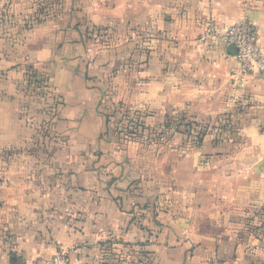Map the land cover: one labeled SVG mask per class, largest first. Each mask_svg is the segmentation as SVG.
<instances>
[{"label": "crops", "instance_id": "1", "mask_svg": "<svg viewBox=\"0 0 264 264\" xmlns=\"http://www.w3.org/2000/svg\"><path fill=\"white\" fill-rule=\"evenodd\" d=\"M117 3L121 5L110 9L114 16H106L123 36V50L133 43L130 30L145 29L155 21L153 12L164 18L161 28L169 33L155 38L161 46L149 53L151 66H142L146 74H154L164 93L181 90L175 84L176 71H206L194 73L204 79L200 84L186 87L199 99L191 108L213 115L234 105V96L242 94L231 78L234 71L220 69L225 60L214 66V73L208 60L195 66L196 39L201 28L214 22L225 27L251 18L264 29V8L254 9L252 0ZM16 34H4L0 27V264H43L60 250L70 252L71 264H264V249H253L242 239L245 213L252 205L264 206V133L251 129L254 146L236 147L224 156L225 162L234 157L233 167L227 169L233 170V181L226 186L206 183L190 195L214 210L225 204L224 220L212 219L217 214L210 218L214 227L182 231L187 225L179 216L171 223L163 211L155 218L143 216L140 207L150 194L133 184L141 181V171L135 173L124 162L121 137L106 131V114L100 110V85L119 68L122 49L96 47L90 52L80 32L60 21L39 24L24 36ZM27 66L49 77L63 101L54 142L47 150L31 148L47 116L44 101L30 100L21 88ZM252 88L260 92L259 84ZM184 189L188 193L193 186ZM232 217L238 221L236 228L227 222Z\"/></svg>", "mask_w": 264, "mask_h": 264}, {"label": "rangeland", "instance_id": "2", "mask_svg": "<svg viewBox=\"0 0 264 264\" xmlns=\"http://www.w3.org/2000/svg\"><path fill=\"white\" fill-rule=\"evenodd\" d=\"M257 1L252 0L253 8H264L263 0ZM0 2L2 3L0 13L13 14L14 20L39 17L37 25L47 21H60L67 24L69 29L78 30L84 44L90 47V52H92L91 48L122 49L125 45L122 43L123 36L117 34L118 30L107 22V14L111 13L114 16L110 12L111 6L121 5L117 0H0ZM41 8H44V11L40 14ZM153 13L156 19L148 23L147 28L129 31V42L133 41L131 47L119 50L123 54L119 68L100 85V110L106 114L108 122L106 131L121 137L118 144L124 150L122 154L124 162L135 173L141 171V181L134 182V187L139 189L144 187L149 191L150 195H147L149 199L146 203L150 207L157 208V215L162 211L168 213L169 223L172 218L176 219L179 216L178 219H182L187 225L182 231L206 224H210L212 228L215 224L210 220L211 216L217 214V217L212 219L226 218H222L227 211L224 209L225 204H218L219 210H214L213 205L197 203L196 198L190 195L193 191H200L206 183L226 186L233 181L235 178L231 174L233 170L227 169L233 167L234 157L232 162H225L224 156L236 147L252 148L254 145L251 140V129L254 131L255 128L258 132L264 133V29L259 28L251 18L225 27H219L214 22L201 28L196 39L195 49H198L199 57L196 55L195 66L208 60L214 73V66L225 60L226 65L220 66V69L224 67L234 71L231 78L242 89L240 96H234V99H237L231 107L214 110L213 115L202 114L197 109L191 108V104L199 100L196 97L197 92L186 87L200 84L204 79L194 73L206 71L191 73L176 71L178 80L176 79L175 84L176 87L179 85L181 90L175 89L170 95L164 93L165 91L155 83L154 74L149 76L142 67L145 63L148 67L151 66L149 53L155 46H161L154 42L155 38L169 33L168 30L161 28L160 22L164 19L162 15ZM166 20L169 22L167 18ZM115 26L118 28L119 24ZM233 28L240 30L246 41H251L250 37L254 36V41L229 43L228 40H224V36ZM114 38H119L117 42L119 44H111ZM126 45L129 46V43ZM231 45L234 46L233 51L228 50ZM230 58L233 59V63L228 61ZM28 67L32 71H37L32 66ZM246 83L248 87L245 86ZM257 84L260 85V92L252 88ZM26 85L25 83L21 85L25 96L30 100L44 101L42 103L45 104L47 122L52 116L50 111L53 109L54 95H50L49 99L39 97L38 92L33 86H29L27 81ZM184 104L190 107H183ZM42 124L37 131L43 129ZM54 125L48 137L43 143L40 142V147L37 145L34 149L47 150L51 147L55 138ZM203 132L206 134L203 135ZM38 136L40 137L39 132ZM199 137H203V142L198 144ZM263 143H260V146ZM261 158L263 160L260 163L264 164L262 150H260ZM143 171L147 176L143 177ZM188 186H193V189L187 193L184 188ZM258 209H261L260 213ZM245 216L242 230L246 234L242 239L254 246L250 248L264 249V206L261 208L250 206ZM232 218L231 223L230 219L227 222L236 228L238 221ZM250 233L255 236L248 237L247 234Z\"/></svg>", "mask_w": 264, "mask_h": 264}, {"label": "trees", "instance_id": "3", "mask_svg": "<svg viewBox=\"0 0 264 264\" xmlns=\"http://www.w3.org/2000/svg\"><path fill=\"white\" fill-rule=\"evenodd\" d=\"M42 11H40V14L44 11V8H41ZM9 14V13H8ZM6 12L0 13V27L2 29V32L4 34L9 35L10 32L12 31H17L16 36H24L27 31L32 30L39 21V17L37 18H32L30 19H25V18H18V20H14L13 17L14 15H8ZM38 20V21H37ZM36 24V25H35ZM25 80V81H24ZM24 80L23 84L26 81L29 86H33L34 90L38 92L37 94L39 97L42 98H47L49 99L50 95H54V102L52 103V116L48 121H44L42 124L43 129H40L38 132L40 134V137L34 141L32 144L33 146L31 148H34V146L40 147V142L43 143V140H45L46 137L49 135V131L53 130V124H55V120L58 116V110L63 103L61 95L57 91V89L52 85L51 80L49 77L46 75L39 73L38 71H32L30 67H26L24 71ZM27 86V85H26ZM53 100V99H52ZM47 108V107H46ZM206 133L203 132V135ZM197 142L202 143L203 142V137L197 138ZM139 210V209H138ZM139 211L141 215H146V213H150L152 218H155L157 216V208L156 207H150L147 203L143 204V207H140ZM261 209H258V211ZM260 213V211H259ZM144 244V243H143ZM136 251V250H135ZM138 254H146L144 250H138Z\"/></svg>", "mask_w": 264, "mask_h": 264}, {"label": "built area", "instance_id": "4", "mask_svg": "<svg viewBox=\"0 0 264 264\" xmlns=\"http://www.w3.org/2000/svg\"><path fill=\"white\" fill-rule=\"evenodd\" d=\"M255 39L254 36L250 37L251 41H246L244 39L242 33L240 30H236V28L231 29L228 32V35L224 36V40H228L229 43L231 42H237V43H242V42H253ZM43 264H71L70 261V252L69 251H64L60 250L56 252L52 257L47 259Z\"/></svg>", "mask_w": 264, "mask_h": 264}, {"label": "water", "instance_id": "5", "mask_svg": "<svg viewBox=\"0 0 264 264\" xmlns=\"http://www.w3.org/2000/svg\"><path fill=\"white\" fill-rule=\"evenodd\" d=\"M229 49H230V51H233L234 50V46L231 45Z\"/></svg>", "mask_w": 264, "mask_h": 264}]
</instances>
